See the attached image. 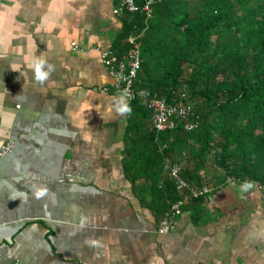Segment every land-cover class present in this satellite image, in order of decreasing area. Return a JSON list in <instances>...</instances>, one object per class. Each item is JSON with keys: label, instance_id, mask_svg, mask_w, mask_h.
Instances as JSON below:
<instances>
[{"label": "crops", "instance_id": "obj_1", "mask_svg": "<svg viewBox=\"0 0 264 264\" xmlns=\"http://www.w3.org/2000/svg\"><path fill=\"white\" fill-rule=\"evenodd\" d=\"M117 4L0 0V264H264L255 183L208 182L156 233L124 169L130 104L95 50L113 46Z\"/></svg>", "mask_w": 264, "mask_h": 264}, {"label": "trees", "instance_id": "obj_2", "mask_svg": "<svg viewBox=\"0 0 264 264\" xmlns=\"http://www.w3.org/2000/svg\"><path fill=\"white\" fill-rule=\"evenodd\" d=\"M155 1L148 22L124 14L111 51L123 60L129 38L139 46L124 169L141 201L162 217L184 196L199 200L176 189L166 160L179 164L193 189L227 179L264 185V0ZM153 97L184 105L187 118L157 133Z\"/></svg>", "mask_w": 264, "mask_h": 264}, {"label": "built area", "instance_id": "obj_3", "mask_svg": "<svg viewBox=\"0 0 264 264\" xmlns=\"http://www.w3.org/2000/svg\"><path fill=\"white\" fill-rule=\"evenodd\" d=\"M118 4L113 9L115 17L122 18L124 14L140 13L144 16L146 22L153 17L155 0H117ZM127 43L130 45L123 60H119L111 50L95 49L99 52V57L102 64L108 70L109 75L113 78L112 89L122 95L128 102L133 101L136 94L133 90L135 79L138 75L141 66V58L139 46L134 38H129ZM74 49H77L75 44H72ZM148 109L151 111L150 121L153 129L157 132H163L175 127L174 119H186L189 109L184 105H167L164 99L153 97L148 103ZM185 130L191 131L195 127L193 125H185ZM12 150L11 144H6L0 147V161L8 155ZM165 171L169 177L175 182L178 191L188 192V197L197 199L206 197L210 190L203 187L200 190L190 188L181 176L179 164L166 160ZM258 190L260 197L264 202V185H259ZM187 198V196H185ZM185 197L170 204L169 209L163 214L156 229L159 235H167L175 228V219L181 214V206L184 203Z\"/></svg>", "mask_w": 264, "mask_h": 264}, {"label": "clouds", "instance_id": "obj_4", "mask_svg": "<svg viewBox=\"0 0 264 264\" xmlns=\"http://www.w3.org/2000/svg\"><path fill=\"white\" fill-rule=\"evenodd\" d=\"M38 78L39 79H42L43 77L42 76H40L39 74H38ZM253 187V184H252V182H250V181H245L242 185H241V192L243 193V192H246V191H248L250 188H252Z\"/></svg>", "mask_w": 264, "mask_h": 264}, {"label": "rangeland", "instance_id": "obj_5", "mask_svg": "<svg viewBox=\"0 0 264 264\" xmlns=\"http://www.w3.org/2000/svg\"><path fill=\"white\" fill-rule=\"evenodd\" d=\"M125 17V16H124Z\"/></svg>", "mask_w": 264, "mask_h": 264}]
</instances>
